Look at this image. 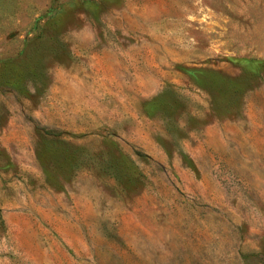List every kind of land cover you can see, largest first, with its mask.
I'll list each match as a JSON object with an SVG mask.
<instances>
[{
	"label": "rangeland",
	"instance_id": "rangeland-1",
	"mask_svg": "<svg viewBox=\"0 0 264 264\" xmlns=\"http://www.w3.org/2000/svg\"><path fill=\"white\" fill-rule=\"evenodd\" d=\"M0 264H264V0H0Z\"/></svg>",
	"mask_w": 264,
	"mask_h": 264
},
{
	"label": "trees",
	"instance_id": "trees-1",
	"mask_svg": "<svg viewBox=\"0 0 264 264\" xmlns=\"http://www.w3.org/2000/svg\"><path fill=\"white\" fill-rule=\"evenodd\" d=\"M253 63V66H255V67H258L259 66V64L258 63H256V62H252ZM248 64V63H247ZM187 75L193 80V82L195 83V84H200V83H198V80H201V73H202V70H197V69H187ZM219 77V76H218ZM222 78H224L222 81H224V82H226V83H228V85H229V87H233V86H235V85H237L236 83H238V81L241 79L240 77L239 78H234V79H232L231 77H227V76H225V77H223L222 76ZM200 82V81H199ZM158 101H159V98H155V99H153V100H151V102H149V105L151 106V107H153V106H156V104L158 103ZM158 105V104H157ZM159 106V105H158ZM157 109H159L160 110V107H156V109H151V111H149V110H146V112H147V114L148 115H151V114H153V112H155L154 110H157ZM52 141H48L47 142V145L49 144V143H51ZM60 143V145L62 146V147H64L63 149H62V151H63V153L68 157H70V159H71V155H70V153H71V146L68 144V143H63V142H59ZM68 161H72V160H68ZM67 161V162H68ZM130 166V168H134L133 167V165H132V163L131 162H129L128 161V163H127V167H129ZM102 167V165L99 167V168H101ZM104 169H108V171H109V174H111L112 176H114L115 178H117V180L120 178V172H121V170L117 167V166H114L112 163H107V164H105L104 165ZM125 174H129L128 172H126ZM130 176H131V174H130ZM129 179V178H128Z\"/></svg>",
	"mask_w": 264,
	"mask_h": 264
}]
</instances>
